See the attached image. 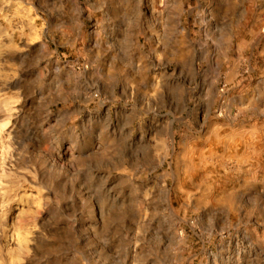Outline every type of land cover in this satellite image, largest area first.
Masks as SVG:
<instances>
[{
  "label": "rangeland",
  "instance_id": "obj_1",
  "mask_svg": "<svg viewBox=\"0 0 264 264\" xmlns=\"http://www.w3.org/2000/svg\"><path fill=\"white\" fill-rule=\"evenodd\" d=\"M0 133V264H264V0H0Z\"/></svg>",
  "mask_w": 264,
  "mask_h": 264
},
{
  "label": "bare ground",
  "instance_id": "obj_2",
  "mask_svg": "<svg viewBox=\"0 0 264 264\" xmlns=\"http://www.w3.org/2000/svg\"><path fill=\"white\" fill-rule=\"evenodd\" d=\"M208 12V11H207ZM109 77V79L110 78H112L111 76H108ZM123 79V83H124V86H123V90H122V95H126V94H128V92H129V84H128V82H127V78H126V76H124V78H122ZM112 86V85H111ZM111 88V87H110ZM116 92V91H115ZM114 91H113V93H115ZM113 95V94H112ZM126 97H128V96H126ZM125 98V97H124ZM5 131V130H4ZM2 132V131H1ZM7 132H8V130H7ZM11 131H9L8 133H10ZM0 136H2L1 135V133H0ZM9 136V135H8ZM1 138V137H0ZM101 191L102 192H104V193H108L109 194V196H113L112 194H111V189L108 187V185H105L104 186V188H103V190L101 189ZM161 192H163L164 193V201H165V205H166V207H167V209L168 210H172V201H171V199H170V191L164 186L163 187V189H162V191ZM230 200V199H229ZM229 202V201H228ZM230 202H231V200H230ZM99 207H100V205H98ZM98 207V210L100 209ZM101 208H102V206H101ZM101 211V210H100ZM98 214V213H97Z\"/></svg>",
  "mask_w": 264,
  "mask_h": 264
}]
</instances>
